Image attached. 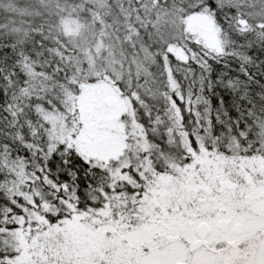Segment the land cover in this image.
I'll use <instances>...</instances> for the list:
<instances>
[{
    "label": "snow or ice",
    "instance_id": "1",
    "mask_svg": "<svg viewBox=\"0 0 264 264\" xmlns=\"http://www.w3.org/2000/svg\"><path fill=\"white\" fill-rule=\"evenodd\" d=\"M0 264H264V0H0Z\"/></svg>",
    "mask_w": 264,
    "mask_h": 264
}]
</instances>
